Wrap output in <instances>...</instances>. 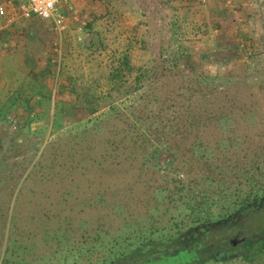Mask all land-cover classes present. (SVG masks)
<instances>
[{
    "label": "rangeland",
    "instance_id": "rangeland-1",
    "mask_svg": "<svg viewBox=\"0 0 264 264\" xmlns=\"http://www.w3.org/2000/svg\"><path fill=\"white\" fill-rule=\"evenodd\" d=\"M121 2L70 0L62 28L0 16V264H94L166 184L171 155L160 172L134 140L159 133L187 153L191 106L211 123L229 107L264 146V0ZM206 77L234 84L206 103Z\"/></svg>",
    "mask_w": 264,
    "mask_h": 264
},
{
    "label": "trees",
    "instance_id": "trees-1",
    "mask_svg": "<svg viewBox=\"0 0 264 264\" xmlns=\"http://www.w3.org/2000/svg\"><path fill=\"white\" fill-rule=\"evenodd\" d=\"M91 1L107 9L113 2L123 4L121 0ZM124 63L128 66L127 59ZM204 79L206 103L213 88L224 90L234 84L227 80L212 86L211 80L220 78ZM192 109H188L190 128L196 127L198 135L186 149L191 158L159 133L156 138L141 133L144 140H134L143 148L138 151L144 163L153 162L160 172V158L171 155L162 174L166 184L152 191L157 196L145 216L128 215L117 233L109 234L105 254L94 264H264V146L245 135L229 107L215 123H211L213 116L199 119ZM245 116L246 123L254 122L252 109ZM212 126L217 130L208 135L204 128ZM93 234L91 240L96 239ZM94 245L93 250L100 246Z\"/></svg>",
    "mask_w": 264,
    "mask_h": 264
},
{
    "label": "built area",
    "instance_id": "built-area-1",
    "mask_svg": "<svg viewBox=\"0 0 264 264\" xmlns=\"http://www.w3.org/2000/svg\"><path fill=\"white\" fill-rule=\"evenodd\" d=\"M69 2L70 0H25L14 7L12 2L7 0L0 6V16L7 17L9 8H14L24 19L37 18L42 21H51L62 28L64 17L58 12L62 6ZM201 2L206 3L205 0H201Z\"/></svg>",
    "mask_w": 264,
    "mask_h": 264
}]
</instances>
